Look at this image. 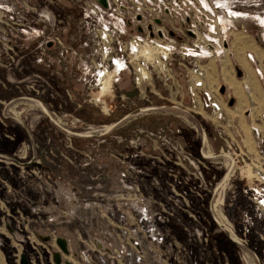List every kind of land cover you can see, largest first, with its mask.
Returning <instances> with one entry per match:
<instances>
[{
    "label": "rangeland",
    "instance_id": "rangeland-1",
    "mask_svg": "<svg viewBox=\"0 0 264 264\" xmlns=\"http://www.w3.org/2000/svg\"><path fill=\"white\" fill-rule=\"evenodd\" d=\"M109 1L0 0V264H264V103L251 119L209 87L224 115L199 113L189 78L264 50V0ZM158 29L176 49L142 77ZM209 42L228 45L184 54Z\"/></svg>",
    "mask_w": 264,
    "mask_h": 264
},
{
    "label": "crops",
    "instance_id": "crops-1",
    "mask_svg": "<svg viewBox=\"0 0 264 264\" xmlns=\"http://www.w3.org/2000/svg\"><path fill=\"white\" fill-rule=\"evenodd\" d=\"M251 47L252 48L242 50V47L238 44L234 48L233 53L219 56L220 59L217 57L214 66L210 65L209 61L204 63V67L206 69L205 87L207 89H209V87H217L220 88V90L224 87L225 91L220 95L222 99L225 101V97H228V100L234 98L233 108L229 109L237 112L242 111L246 117L252 119L253 116L258 118L255 110L261 107V103H264V85L260 81L248 54L252 52L259 56V65L264 66V50L257 43L255 45L252 44ZM238 70L241 72V75L237 72ZM258 70L259 69H257V71ZM200 101V99H195L197 110L194 111L199 113H201L199 108H202ZM237 116L238 122L240 123L241 118L239 119V113L234 117ZM251 124L249 129L252 131V134L257 133L264 135V121L262 119L256 123H253L251 120ZM56 243H58V241ZM67 247L68 244H66V249Z\"/></svg>",
    "mask_w": 264,
    "mask_h": 264
},
{
    "label": "built area",
    "instance_id": "built-area-1",
    "mask_svg": "<svg viewBox=\"0 0 264 264\" xmlns=\"http://www.w3.org/2000/svg\"><path fill=\"white\" fill-rule=\"evenodd\" d=\"M168 1L169 0H167L166 2L163 3V5H160V6H165L168 3ZM109 2L110 1L107 0V6H109ZM143 3H145V2H143ZM136 5L138 6L137 7L138 9L136 11L135 17H136V19H140L141 20V19H143V16L145 14V10H144V13H143V11L140 10L142 8L141 3H139V2L137 3L136 2ZM147 6L150 7L149 4H147ZM124 9H125V6H124ZM126 9H128V8L126 7ZM152 10H154V13H156L155 14V19L153 18L152 21L155 22V21L161 20L160 18H158V17H160L159 14H161L160 13L161 10L156 9V8H153ZM164 10H165V12H164L165 15L168 12H170V9L168 7H165ZM184 19L187 20L188 23H192V18L190 17V15H187ZM149 29H151V30H149ZM148 30H149L148 31L149 36L151 38L154 37V32L152 31V26L151 25L148 26ZM189 33H191V34H189ZM156 34H157V38L152 39L150 44L147 43V42L144 43L145 47L147 46L146 47L147 49H145L144 51L137 50V49L134 48V51H136L137 57H138L139 54H143V55H145L146 60H147V63L144 61V62H142V65L140 67L138 66V68L141 71L142 77L144 76V74L146 72L147 65L149 63L152 64L154 61H156L157 65H160V63H163V65H165L166 61H168L169 59L171 60V57L174 54L173 51L176 49V47L175 46L173 47L172 44L167 45V44H164L161 41L162 39L168 40L169 39L168 37L171 36L168 33L165 34L163 32V29L156 30ZM208 34L209 33H207V35ZM185 35L188 38L197 40L199 38V33H198L197 28H196V25H192L191 24V26L188 27L185 30ZM207 35L205 37L209 38L210 35H208V36ZM172 38L173 37L171 36V38L169 40L173 41ZM227 45L228 44L225 43L224 47H222V46L220 47L219 46V47L215 48L214 47L215 45H213L212 42H209V43L203 44V46L201 48H199V50L196 51V52H194V50L191 49V48H186L184 54H186V56H189V57L193 56L194 58H196V57L201 56L202 58H204V57H207L209 55H213V50L214 49H217L219 51L221 50L219 53H222L223 51H225V48L227 47ZM195 63L196 64L194 65L193 68L190 69L191 71L189 73V78H190L191 84H192V86L194 88V92L192 91V94L194 96L193 99L195 100L196 98H199L201 100V102H202L204 107L210 108L212 110V113H213V115H215V117L222 118L223 115H224V110H223L222 104L205 87L206 86L205 85V76H206L205 67L203 65L199 64L198 62H195ZM217 91H218V94H221L220 88H217ZM202 92L204 94V98L203 99H201V96H200V93H202ZM81 258L83 260V264H94V260L90 256L89 252H87L86 250H83L81 252Z\"/></svg>",
    "mask_w": 264,
    "mask_h": 264
},
{
    "label": "water",
    "instance_id": "water-1",
    "mask_svg": "<svg viewBox=\"0 0 264 264\" xmlns=\"http://www.w3.org/2000/svg\"><path fill=\"white\" fill-rule=\"evenodd\" d=\"M103 6H107V0H99ZM191 34V33H189ZM238 73L241 75V72L238 70ZM225 91V88L223 87L220 92L221 93H224ZM230 106H232L234 104V98H230L229 99V103H228ZM58 244L59 246L62 248V250L66 251V243L63 241V240H58ZM20 263L21 264H31L30 261L28 260V258L26 257V255H22L21 258H20Z\"/></svg>",
    "mask_w": 264,
    "mask_h": 264
},
{
    "label": "trees",
    "instance_id": "trees-1",
    "mask_svg": "<svg viewBox=\"0 0 264 264\" xmlns=\"http://www.w3.org/2000/svg\"><path fill=\"white\" fill-rule=\"evenodd\" d=\"M79 115H80L81 118H84V119L86 118V116H85V112H84V111H83V112H80ZM86 119H87V118H86Z\"/></svg>",
    "mask_w": 264,
    "mask_h": 264
},
{
    "label": "bare ground",
    "instance_id": "bare-ground-1",
    "mask_svg": "<svg viewBox=\"0 0 264 264\" xmlns=\"http://www.w3.org/2000/svg\"><path fill=\"white\" fill-rule=\"evenodd\" d=\"M238 53V52H237ZM230 78V77H229ZM229 78H228V80H229ZM105 80V79H104ZM233 81V80H232ZM235 81V80H234ZM109 83L111 84V79H109ZM234 83V82H233ZM106 85H108V81H107V84ZM254 92V91H253ZM261 95V94H260ZM259 101V100H258ZM261 108V107H260ZM221 222V221H220ZM229 231V230H228Z\"/></svg>",
    "mask_w": 264,
    "mask_h": 264
}]
</instances>
